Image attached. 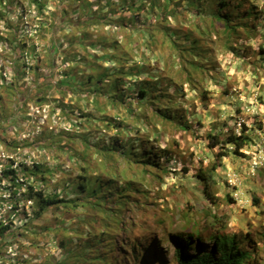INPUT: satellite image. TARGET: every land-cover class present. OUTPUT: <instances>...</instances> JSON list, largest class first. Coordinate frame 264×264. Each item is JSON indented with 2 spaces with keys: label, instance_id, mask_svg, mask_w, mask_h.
<instances>
[{
  "label": "trees",
  "instance_id": "obj_1",
  "mask_svg": "<svg viewBox=\"0 0 264 264\" xmlns=\"http://www.w3.org/2000/svg\"><path fill=\"white\" fill-rule=\"evenodd\" d=\"M140 1L125 0L119 3L118 6L120 8L116 12L129 13L128 18H125L127 19L126 26L121 25L116 20L112 22V16H109L110 13L103 12V7H98V3H95V1L87 3L83 18L76 20L71 26L76 31H83L89 27H97L100 23L106 25L112 23L122 28L121 30L124 29V35L128 33L131 35L135 31L134 37L143 39L145 47L157 41V34H159L162 42L160 46L172 49L169 61L173 60L171 58L173 53L177 58L175 62L178 65L179 60L188 50V60H192L189 65L196 73L189 77L183 76L185 83L180 80L181 75L170 76L163 75V73H161L163 76L159 81L156 80L152 83L147 78L138 82L136 81V76L148 71L143 70V67L124 70L123 65L132 58L128 56V43L120 49L117 43L121 44L123 42L116 43V40L113 41L112 38L105 35L100 37L94 44L95 46L100 44L102 53L106 55L105 57L93 54L91 59L83 57L71 59L69 52L73 44L67 45L60 51L59 53L64 56L60 66L65 67L67 71L62 74V79L64 80H59L54 84L47 83L45 76L49 77L50 80L54 78L50 68L54 67L56 55L52 50L50 52L53 55L46 59V54L45 58L42 59V65L44 70L47 66L49 68L45 70V75L38 76L37 79L34 78L33 86H30V92L26 97H21L24 89L18 83H15L19 80L18 73L13 74L14 78L7 86L1 73L0 80L2 82L0 83V89L10 94L13 103L19 105L13 116L24 114V118L27 117L28 102L37 104L38 108H41L42 104H48L50 107L49 115H54L55 111L58 110L57 115L62 121L68 123L66 127L70 131L69 134L59 135L50 131L46 133L48 136L45 141H40L37 145L28 140H21L20 144L29 146L33 150L52 149L54 151L55 143L59 144L60 140L65 141L64 146L58 147L62 148L61 152L67 153L70 159V162H68L70 165L76 166L78 171L72 181L59 180L62 181L60 192L55 191L47 194L44 193L43 189L51 182L54 172L60 170L59 164L54 167V170H51L46 167L44 162H33L29 165L26 160L17 161L11 157L8 163L3 164L0 168V183L2 180L8 183L4 188L0 186V205L5 204L9 208L8 212L15 216L18 203L21 201L19 197H22L23 201L32 202V215L27 216L29 223L41 217L46 210L64 209L78 213L80 211L79 208L82 209L80 212L81 216L75 218L73 226L70 228L72 231L71 236L76 239V242L70 240L64 245L65 257L62 261L54 264H150L151 260L155 264H248L249 260H253V264H264V225L261 223H257L255 226L247 224L246 230L232 225L229 226L228 216L224 214L223 210L222 212L218 210L220 205L223 206L224 203L230 205V201H232L230 193L227 192L221 197L218 191L216 174L222 158H227L230 154L243 157L244 154L241 150L247 148L250 144L252 146L256 144L249 136L244 125L238 134L232 133L225 138L222 137L221 133H206L203 140L205 141V147L212 151L213 160L207 162L203 168H201L202 161L195 163L194 169L196 171L194 174L185 181L178 182L177 190L179 193L185 195V193L197 191L216 210L214 212L211 210L206 211V214L212 216L213 220L204 222L205 225L201 227L202 230H198L199 233L196 235L192 233L179 235L168 230L165 226L164 217L159 214L162 211L159 208L160 199L154 196L160 190L161 183H164L161 177L169 174L172 176L175 174L176 177L181 174L183 177L189 174V171H193L184 166L179 156L174 155L173 151L168 148L159 149L145 146V149L142 150L139 138H134L130 143L121 144L119 140L110 136L108 139H103V142L102 140H97L90 144L87 138L90 137L91 131L89 130L85 134L79 131L84 124H87L89 128L97 125L96 123L104 122L108 125L110 124L117 132V135L121 134L123 122L118 119L119 117L103 115L105 112L110 111L111 107L115 106H119L125 112L133 114L132 104L134 100L139 105L156 104L158 112H155V116L168 122H171V117H173L172 128H176L177 131L190 133L195 141H197L196 137L201 139V136L197 135L196 129L192 128V124L184 120L185 113L180 111L179 107L174 105V103L176 100L182 99L185 84H189L193 88L202 84L207 74H205V69L195 54H201L202 50L209 49L211 42L207 43V46L204 44L201 46L198 41L199 36H189L186 31L177 32L175 29H170L168 24L171 23L174 17L179 19L184 17L183 12H181L182 9L177 4L172 7L170 6L171 4L168 6L165 4L161 12L151 14V21L146 26H143V28L137 26L138 15H133V13L140 12L147 0L143 1L141 8L138 5ZM202 1L206 5L204 8L208 11L210 3L214 5V9L211 10L213 15L209 16L208 20L216 22L213 29L216 30L215 35L217 34L223 40V48L231 51L233 56L240 58L239 54L242 55L245 52L243 48L246 45V39H250L257 34L255 26L248 24L251 21L250 17L248 20H244L242 24L237 23L238 19L248 14V9H244L243 0ZM245 1L247 2V0ZM3 2L8 7L12 4L9 0H0V4ZM30 2L36 5L38 17H43V11H41L43 7L42 0H30ZM198 2L199 0H187L184 6L186 10L193 9L189 15L192 22H194L195 14L200 17L205 12L195 9V4ZM105 3L107 9L113 10L111 8L114 5L113 0H107ZM92 9L96 10L95 15H92V11H94ZM99 15L103 16L102 20L98 19ZM215 18L223 20L218 22L215 21ZM125 19L120 21L124 23ZM39 25H42V23L39 22ZM194 25L195 23H190L191 29L197 30L198 27ZM241 25L250 26V30L246 31L245 34L242 33ZM173 32L177 37H180L181 42L184 40L190 43L189 49L187 47V49H183L185 46L183 43L179 45L174 41L178 38L174 39L173 35L171 36ZM13 34L12 41H16L15 28ZM81 37V44L84 45L90 37L94 38V34L83 32ZM6 40L9 41L8 38ZM132 41L131 44L133 43V46H139L134 38H132ZM242 41L244 46L238 48L237 43ZM14 43L13 52L23 51L24 54L18 53V57H13L10 62L11 68H20L23 76L29 71H38L41 67L39 62L37 65H33L31 63L32 59H28L32 53L36 54L33 50L34 48H27L25 43ZM125 49L128 52H124L126 51ZM256 49H260L264 53L262 44H259ZM251 56L254 57V54H251ZM260 60L264 61V54ZM105 62H111L115 66H105ZM75 63L76 65L84 63L87 66V71L80 70V74L82 73L80 80H77L74 75L71 76L72 72H75L77 68V66H73ZM70 64L73 65L70 66ZM182 66L184 69L188 67L183 62ZM110 67H114V69ZM177 70L178 66L175 69L176 73ZM196 76L199 77V80L196 79ZM125 77H128V81ZM127 83L132 85L126 87ZM132 87L134 91H131ZM47 89L57 93L58 98L50 101L47 95L42 93L47 91ZM124 89L125 91L122 92ZM126 92L129 94L124 97ZM200 93L204 98L205 94H203V91ZM104 95L106 96L105 100L102 99ZM77 97L79 102H85V107H81L80 104L75 105L72 100L74 98L77 102ZM65 100H68V103L65 104ZM88 101H90L89 105ZM166 103L168 104L166 105ZM89 106L97 110L98 117L91 113ZM171 107L174 108L169 110ZM79 109L82 110L80 113ZM142 114L143 119L147 121L145 110L142 111ZM137 119L140 118L137 117ZM179 119L183 120L180 123H174L175 121L178 122ZM5 121L6 118L0 119V126ZM257 126L259 129L262 128L260 122H258ZM7 127L12 129L9 125ZM15 134H18V132H15ZM136 140L137 143L135 144ZM75 142L80 143L81 150L71 148V145ZM9 145L11 148L18 147V143L14 141ZM113 154L115 158L111 167L109 165V168L104 169L103 167L101 169L98 163H95L100 155H102V160L98 162H110ZM177 160L179 161L178 170L170 167L171 163ZM179 170L180 173L177 172ZM135 173L139 177L138 179L135 178ZM152 182L156 183L153 185L155 188L153 191L142 189L143 183L151 186ZM64 191L72 192L74 195L72 197L64 196L62 194ZM137 196H141L142 199L135 198ZM151 198H154L159 203L153 201L152 203L155 206H148ZM250 202L253 203V207H258L257 196L253 195ZM163 205L168 210V204L163 202ZM186 206V209L182 211L185 220L184 227L197 230L199 225L194 220L193 216L195 214L190 213L188 204ZM125 211L129 214L137 213V215L139 214L138 211H141L142 213L138 217L140 220L143 219L144 222L142 223L140 220L134 221L132 216L131 218H124ZM150 213L151 215H149ZM167 213L171 215L169 212ZM147 215H149L148 219L144 218ZM229 217L232 216L229 214ZM151 220L155 223L150 224ZM54 231L66 233L65 229L59 227ZM16 232L17 228L13 226L9 215L6 219H0V249L4 244L11 243L7 238L8 236L16 237L18 235ZM118 233H123L126 237L120 238ZM65 236L70 237L67 234ZM206 240L212 243L210 248L203 247V241ZM240 240L244 243H241ZM156 241H165L173 245V256L170 261L167 262L165 256L157 251L155 247ZM251 247L262 258H255L253 251L249 250ZM192 248L194 251L190 252ZM15 263L24 264L25 261L21 260Z\"/></svg>",
  "mask_w": 264,
  "mask_h": 264
},
{
  "label": "rangeland",
  "instance_id": "obj_2",
  "mask_svg": "<svg viewBox=\"0 0 264 264\" xmlns=\"http://www.w3.org/2000/svg\"><path fill=\"white\" fill-rule=\"evenodd\" d=\"M9 1L12 2L10 7L5 5L4 2L0 4V74L2 73V76H4V83L7 86L14 78L13 74L18 73L19 80L15 83H18L24 89L21 94L22 98L26 97L30 92L29 88L33 86L34 78L37 79L38 76L45 75V70L49 68L47 66L44 70V66L42 65V59L45 58L46 54V59L50 55H53L50 52L52 50L56 55L54 58V67L50 68V72L54 78L50 80L49 77L45 76L47 83L54 84L59 80H64L62 79V74L64 71H67L65 67L60 66L64 60V56L59 53L60 51L67 47V45L73 44L69 52L71 59H77L79 57L91 59L93 54L95 56L105 57L106 55L102 53L100 44L94 45L104 35L112 38L113 41L116 40V43L123 42L124 44L117 43L120 49L128 43V56L132 58L123 65L124 70L143 67V70L148 71L147 73H140L136 76V81L138 82L148 78L149 82L153 83L156 80L159 81L163 75L175 76L178 74L182 76L180 80L185 83L183 76L189 77L196 73L189 65V62H192V60H188V50L183 54L178 65L175 62L177 58L173 53L171 57L173 60L169 61V55L172 49L170 47L160 46L162 42L159 34H157V41L145 47L143 39L134 37L135 31L131 33L132 36L129 33L124 35V29L121 30L122 28L112 23L108 25L100 23L97 27H89L83 31H76L71 26L76 20L81 17L83 18V12L87 7V3L92 1L97 2L98 7H103V12L110 13L109 16H112V22L116 20L121 25L126 26L127 19L125 18H128L129 13H124L123 11L116 12L120 8L118 6L119 3L125 0H113L114 5L111 7L113 10L107 9L105 3L107 0H42L43 7L41 11H43V17H38V9L30 0ZM143 1L145 0H141L138 4L140 8ZM145 2L146 4L140 12L133 13V15H138L137 26L141 28L146 26L151 21V14L161 12L165 4L167 6L171 4V7L177 4L182 9L181 12H183L184 17L183 19L174 17L171 23L168 24L170 29H175L177 32L186 31L189 36H199L198 41L201 46L202 44L207 46V43L211 42L210 49H204L201 54H195L205 69V74H207L202 84L196 88L185 84L182 99L176 100L175 102L179 110L185 113L186 116L184 117L186 119L184 118V120L190 122L193 128L199 126L197 134L198 136H202L201 139L196 137L197 141H195L190 133L177 131L176 128H172L173 117H171L172 121L168 122L155 116V112H157L156 105H139L134 100L132 104L133 114L125 112L119 106H115L111 107L110 111L105 112L103 115L119 117L118 119L123 122L121 134L117 135L115 129L110 124L108 125L104 122L100 124L96 123L97 125L89 128L87 124H84L83 128H80L79 131L82 134H85L89 130L91 131L90 137L87 138L90 144L97 140H102L103 142V139H108L110 136L119 140L121 144H127L132 142L134 138H139L142 150L145 149V146L159 149L168 148L173 151L174 155L179 156L184 166L193 171H189L190 173L183 177L181 174H178L177 177L175 174L173 176L169 174L161 177L164 183H161L160 190L154 195L160 199V203L154 200V198H151L148 206H155L152 203L153 201L160 204L159 208L162 211L159 214L164 217L167 229L172 231L182 230L194 232L190 227H185L186 229L182 228L185 224L182 211L186 209V204H188L196 214L201 213L203 215L202 209L208 205L202 200L197 191L194 193H185V195L179 193L177 190L178 182L185 181L194 174L196 171L194 169L195 163L197 164V162L202 161L201 168H203L207 162L213 160L212 152L205 147V142L203 141L206 132H221L224 134L228 129L238 132L242 124H245L248 128L249 136L256 144L245 148V158L232 154L228 158H222L216 174L218 191L221 197L227 192L230 193L232 201H230V205L224 203L220 208L228 216L229 226L232 225L245 230L247 227L246 224L255 226L259 222L264 223L263 216L258 214L259 209L253 207L250 202L253 195H264V165H259L258 168L251 165V162L257 161L258 157L264 158V61L260 60L264 53L256 49L258 46L257 40L259 43H263L262 48L264 49V0H252L258 9H248L247 16L237 20V23L239 22L240 24L244 20H248L249 17L250 19L258 21L256 28L260 32L257 37L253 36L250 39H246V45L243 48L246 54L245 52L242 55L239 54L240 58L233 56L231 51L225 50L222 46L223 40L217 34L215 35L216 30L213 29V26L216 22H210L208 20V17L213 15L211 10L214 9V5L212 3H210V9L208 11L204 8L206 5L203 1L199 0L195 4V9L205 12L200 17L195 14L194 22H192L190 21L191 18L189 15L193 9L186 10L184 8L187 0H147ZM243 5L247 6L249 4L243 0ZM92 10H90L92 11V15H95L96 10ZM177 12L179 13V11ZM260 12H262V20H260ZM99 16L98 19L102 20L103 16ZM121 19H125L124 23L120 21ZM222 20L215 18V21L218 22ZM39 22L42 25H39ZM190 23H195L194 26L198 27V29L192 30ZM241 26V32L244 34L250 30V26ZM14 28L16 41H12ZM83 32L94 34V38L90 37L84 45L81 44ZM171 36L174 39L178 38L174 41L179 45L181 43L185 45L183 49H189L190 43L188 41L182 40L183 42H181L180 37H177L174 32ZM7 38L9 41L6 40ZM132 38L137 41L139 46L135 47L133 43L131 44L133 42ZM14 42L25 43L27 48H34L33 50L36 54L34 55L32 53L28 59H32L31 63L33 65H37L39 62L41 67L38 71H29L23 76L20 68H11L10 62L13 60V57H18V53L21 55L24 54L23 51L13 52L12 47L15 46ZM237 46L238 48L243 47V41L237 43ZM125 50L124 52H128L127 49ZM251 54H254V57ZM182 62L187 64L188 67L186 69L182 66ZM72 65L70 64V66ZM73 66H77V68L75 72H72L71 76L74 75L77 80H80L82 76L80 70L87 71V66L84 63L78 65L75 63ZM105 66L115 65L111 62H105ZM177 66L178 70L176 73L175 69ZM110 68L114 69V67ZM197 73L199 72L197 71ZM125 79L128 81V77H125ZM196 79L199 80V77L196 76ZM131 85L127 83L126 87ZM124 91L125 89L122 92ZM131 91H134L133 87ZM202 91L205 94L204 98L200 93ZM42 93H45L50 101L58 98L57 93L53 90L49 91L47 89V91ZM127 94L129 93H124V97ZM102 99L105 100L106 96L104 95ZM72 101L75 105L80 104L81 107L86 106L84 101H78V97L77 102L74 98ZM145 101L147 100L145 99ZM64 103H68V100H65ZM89 104L90 101H88ZM163 104L165 103L163 102ZM47 105L42 104L41 108H38L37 104L28 102L27 117L24 118V114L13 116L19 105L13 103L10 94L0 89V119L6 118V121L0 126V168L3 164L8 163L11 157L17 161L26 160L29 165L33 162H44L46 167H49L51 170H54V167L59 164L60 170L54 172L51 182L43 189L44 193L48 194L55 191L60 192L62 181L59 180L72 181L75 179L78 169L76 166L70 165V159L67 153L61 152L62 148L58 147L64 146L65 141L60 140L59 144L55 143L53 147L54 151L52 149L33 150L29 146H22L20 144L21 140H28L37 145L40 141H45L48 136L46 133L50 131L59 135L70 133L68 127H66L68 123L62 121L57 115L58 110L55 111L54 115H49L50 107ZM172 108L174 107H171L169 110ZM89 110L95 117H98L95 108L89 106ZM144 110L147 121L143 119L142 111ZM81 111L79 109V113ZM137 117L140 119H137ZM181 120L183 119H179L178 122L175 121L174 123H180ZM258 122L262 125L261 129L257 126ZM7 125L12 129H9ZM15 132H18V134H15ZM13 141L18 143L17 148H11L9 145ZM136 143L137 140L135 141ZM71 148L76 150L82 149L79 142L73 143ZM112 156L113 158L110 162L100 163L98 162L102 160V155H100L98 161L95 163H98L101 169L103 167L104 169L109 168V165L111 167L114 162L115 155L113 154ZM178 165L179 161L177 160L171 163L170 167L178 170ZM177 172L180 173V170ZM134 176L136 179L139 178L136 173ZM233 179L236 180V185H232ZM155 184V182H152V185L148 186L146 183H143L144 186L141 187L144 190L153 191L155 189L153 185ZM5 185H8V183L2 180L0 186L4 188ZM62 194L67 197L74 195L72 192L67 191H64ZM19 198H21V201L18 203L15 216L8 212L9 208L5 204L0 205V219H6L9 215L10 221L17 228L16 233L18 234L16 237L8 236L7 240H10L11 243H6L1 247L0 264H18L15 262L21 260L25 261L24 264H54L55 262L62 261L65 257L64 245L70 240L76 242V239L71 236L72 231L70 228H72L75 218L81 216L80 212L82 209L79 208L80 211L78 213L64 209L46 210L41 217L29 223L27 216L32 215V202L23 201L22 197ZM135 198L142 199L141 196ZM163 202L168 204V210L163 205ZM167 212L171 215H168ZM138 213L141 214L142 212L138 211ZM139 214H129L125 211L124 218H131L132 216V220L137 221L140 220L138 217ZM229 214L232 217H229ZM149 215L144 218L148 219ZM193 217L195 218V216ZM140 221L142 223L144 222L143 219ZM154 223L151 220L150 224ZM58 227L65 229L66 233L63 234L62 231L55 232L54 230ZM66 234L70 237H66ZM118 237L125 238L126 236L123 233H118ZM163 246L166 245L163 244ZM128 248L130 247L128 246Z\"/></svg>",
  "mask_w": 264,
  "mask_h": 264
},
{
  "label": "clouds",
  "instance_id": "obj_3",
  "mask_svg": "<svg viewBox=\"0 0 264 264\" xmlns=\"http://www.w3.org/2000/svg\"><path fill=\"white\" fill-rule=\"evenodd\" d=\"M247 3L249 4V5H247V6H244V9H250V6L253 8V10L254 9H258L254 4H253V2H252V0H247ZM261 11V10H260ZM256 14H258V13H256ZM260 20H262V12H260ZM258 21H255V20H253V19H251V21H249V25H253V26H255V28H256V23H257ZM39 24V23H38ZM39 26V25H38ZM256 31H257V34L255 35L256 37H257V35H259V29L258 28H256ZM261 31V30H260ZM259 44H262V47H263V43H259V41L257 40V45H259ZM209 49H210V46H209ZM260 50V49H259ZM264 50V49H263ZM261 51V50H260ZM148 102V101H147ZM176 102V101H175ZM168 103H166V105H167ZM154 105H156V104H153V106ZM174 105H176L175 103H174ZM173 105V106H174ZM158 106L156 105V108H157ZM157 112H158V110H157ZM186 116V115H185ZM245 126V124H242V126ZM198 127L199 126H197L196 128H193V129H196V132L198 131L197 129H198ZM246 127V126H245ZM242 128V127H241ZM247 128V127H246ZM241 130V129H240ZM247 130H248V128H247ZM239 132V131H238ZM238 132H234L233 130H231V129H228V130H226V132L224 133V134H222L221 132H215V133H221L222 134V137H226L227 135H230V134H232V133H234V134H238ZM206 133H210V134H213V133H211V132H206ZM205 133V134H206ZM198 135V134H197ZM202 137V136H201ZM204 137H205V135H204ZM204 141V140H203ZM205 142V141H204ZM251 145V144H250ZM230 149V148H229ZM246 149L244 148V149H242L241 150V152L244 154V156L242 157V156H240V157H242V158H245V156H246V154L244 153V151H245ZM210 151V150H209ZM212 152V151H211ZM232 155H235V154H232ZM231 156V154L229 155V157ZM236 156H238V155H236ZM224 158V157H223ZM228 158V157H227ZM251 165H253V166H255L256 168H258L259 167V165H261V166H263L264 165V158H261V157H258V159H257V161L255 160V161H252L251 162ZM231 181V180H230ZM233 181V184L232 185H236V180L235 179H233L232 180ZM201 196V198H202V200L203 201H205V203H207V205L208 206H206V208H203L205 211H203V209H202V212L204 213L203 215L201 214V213H198V214H196V212H194L192 209L193 208H191V207H189L188 209H190L189 211H190V213L192 214V213H194L195 215V218H194V220L197 222V224L199 225L198 227H197V230H194V232H192V231H182V230H175V231H172V230H170V229H168V230H170L171 232H173L174 234H179V235H186V234H189V233H192V234H194V235H196L197 233H199L198 232V230H202L201 229V227L202 226H204L205 225V223L204 222H211L213 219H212V216H209V215H207L206 214V211L207 210H211L212 212H214V211H216L212 206H211V204L205 199V197L204 196H202V195H200ZM257 199H258V214H260V215H262L263 216V218H264V195H262V194H260V196H257ZM251 200H252V198H251ZM205 205V204H204ZM251 205H253V203L251 202ZM221 206V205H220ZM218 210H220L221 212H222V208H218ZM263 213V214H262ZM259 223H261L262 225H264V223L263 222H259ZM246 226H247V224H246ZM182 228L183 229H186L185 227H184V225L182 226ZM246 229H247V227H246ZM245 229V230H246ZM241 241V240H240ZM241 243H244L243 241H241ZM163 244H165L166 246H163ZM211 242H209L208 240H206V241H203V247H205V248H210L211 247ZM155 247H156V249H157V251L160 253V254H162V255H164L165 256V259H166V261L168 262V261H170L171 260V258H172V254H173V245L171 244V243H168V242H159V241H156V245H155ZM161 247H163V248H161ZM250 251H253V254H254V257L255 258H262L261 257V255H259V254H257V252L255 251V249L253 248V247H251V249H249ZM194 251V249L192 248L191 250H190V252H193ZM150 264H155L152 260L150 261ZM248 264H253V260H249V263Z\"/></svg>",
  "mask_w": 264,
  "mask_h": 264
}]
</instances>
